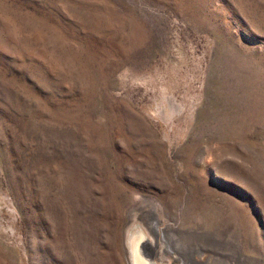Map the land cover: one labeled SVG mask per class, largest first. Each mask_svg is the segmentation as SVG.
Listing matches in <instances>:
<instances>
[{
    "label": "rangeland",
    "instance_id": "1",
    "mask_svg": "<svg viewBox=\"0 0 264 264\" xmlns=\"http://www.w3.org/2000/svg\"><path fill=\"white\" fill-rule=\"evenodd\" d=\"M133 225L264 264V0H0V264H129Z\"/></svg>",
    "mask_w": 264,
    "mask_h": 264
},
{
    "label": "bare ground",
    "instance_id": "2",
    "mask_svg": "<svg viewBox=\"0 0 264 264\" xmlns=\"http://www.w3.org/2000/svg\"><path fill=\"white\" fill-rule=\"evenodd\" d=\"M157 222H158V219L156 217H153L151 221H149L148 225L154 234L161 235L163 232V228L159 227ZM138 225H133L132 227H130L131 229L128 230V234L126 238L129 264H156L154 260V255L156 253L159 254L161 251L165 252L164 251L165 248H163L162 246L156 247V244H155L156 240L154 239L153 241L151 238L146 237L147 235L145 231L143 230L142 226H138ZM159 244H161V241ZM176 247L177 248L175 249V251L173 250V253H175L176 255L178 254V256L179 254H182L184 255V258H185V260H182L178 257L179 259L175 260L177 264H188V262L192 263L194 261L193 258L195 259L197 264H211L212 263V256L208 254H203L199 256V258L196 259L195 256L191 254V250H193L191 246L187 248L188 245L187 247H184V246L181 247L177 245ZM168 255L171 256L169 252H168ZM159 259H161V257ZM164 261L161 264H176L174 260H173V263H171L172 261L170 263L169 262L167 263L166 261L165 262Z\"/></svg>",
    "mask_w": 264,
    "mask_h": 264
}]
</instances>
